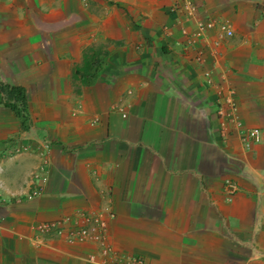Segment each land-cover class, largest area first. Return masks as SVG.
Instances as JSON below:
<instances>
[{"label":"crops","instance_id":"crops-1","mask_svg":"<svg viewBox=\"0 0 264 264\" xmlns=\"http://www.w3.org/2000/svg\"><path fill=\"white\" fill-rule=\"evenodd\" d=\"M176 1L0 0V264H91L34 228L76 209L151 264H264V0Z\"/></svg>","mask_w":264,"mask_h":264},{"label":"built area","instance_id":"built-area-1","mask_svg":"<svg viewBox=\"0 0 264 264\" xmlns=\"http://www.w3.org/2000/svg\"><path fill=\"white\" fill-rule=\"evenodd\" d=\"M194 12V7L188 5L187 15L191 16ZM197 31L203 32L204 30L215 28L219 36H230L231 30L229 25L223 21H213L208 20L204 22H197ZM227 104L230 110L231 123L235 127L239 128L240 124L236 120L235 115V103L233 100H228ZM219 115L223 113L218 110ZM226 113V112H224ZM228 113H226L227 115ZM233 120V121H232ZM240 139L242 146L244 148H249L251 145H254L260 141V131L258 128H249L245 130H240ZM264 181V173H263ZM224 190L226 198H230L237 191V186L233 181L225 180L224 181ZM35 193V192H33ZM81 220L79 222H74L66 235L64 236L67 241H91L99 245V255L100 259L96 261V264H148L144 259L140 257H134L124 254H116L112 251L110 245L106 242L105 239V221L100 213H94L92 215H86L79 213ZM61 222H49L39 225L37 228L40 231L54 230L58 234H62ZM87 259L91 262L95 261L93 255H89Z\"/></svg>","mask_w":264,"mask_h":264},{"label":"clouds","instance_id":"clouds-1","mask_svg":"<svg viewBox=\"0 0 264 264\" xmlns=\"http://www.w3.org/2000/svg\"><path fill=\"white\" fill-rule=\"evenodd\" d=\"M224 37H226V36H224ZM233 124V123H232ZM44 141V140H43ZM43 141H41L40 142V151L38 152V154L39 155H42L43 154V152L47 149V147H48V145H47V143H43ZM260 142V141H259ZM258 142V143H259ZM257 144V143H256ZM45 153V152H44ZM46 154V153H45ZM46 164H47V159L45 158V157H43L42 158V162H41V164H40V166L36 169V171L34 172V173H32V177L34 178V179H39L41 176H40V174H41V172H45L46 171ZM42 178V177H41ZM33 192H35V193H33ZM40 194V190L39 189H34V190H32L31 191V193H30V197H34V196H37V195H39ZM235 194V193H234ZM79 213H83V214H86V215H92V214H94V212H87L86 210H82V209H76V210H74V212L72 213V215L71 216H69V217H67V216H65V217H60V218H58V219H55V220H50V221H42V222H37L36 224H34V228H35V230H36V232H43V233H51V234H54V235H56V236H58V238H60L62 241H64V242H66V243H69V244H90V245H94L95 246V251H93L92 253H89L87 256H86V261L87 262H89V263H91V264H96V261H98L99 259H100V255H99V245L97 244V243H95V242H91V241H67L66 239H65V235H66V233H67V230L71 227V226H73V224H74V222H79L80 220H81V217H80V215H79ZM99 213V212H98ZM101 214V213H100ZM108 214V215H107ZM106 215H102L101 214V216L103 217V219H104V221H105V216H111L112 214L111 213H107ZM56 221H59V222H61V228H62V234H58L56 231H54V230H48V231H40L37 227L39 226V225H42V224H44V223H49V222H56ZM105 239H106V242L110 245V247H111V249H112V251L114 252V253H116V254H121V253H118L113 247H112V245L109 243V241H108V239H107V236H106V221H105ZM124 254V253H123ZM89 255H93L94 256V258H95V261L94 262H91V261H89L88 259H87V257L89 256ZM124 255H128V254H124ZM129 256H133V255H129ZM134 257H140V258H142V259H144L143 257H141V256H134ZM144 261L146 262V263H148V264H151V263H149V262H147L145 259H144ZM121 264H123V263H121Z\"/></svg>","mask_w":264,"mask_h":264},{"label":"trees","instance_id":"trees-1","mask_svg":"<svg viewBox=\"0 0 264 264\" xmlns=\"http://www.w3.org/2000/svg\"><path fill=\"white\" fill-rule=\"evenodd\" d=\"M3 95L7 100V101L5 100V102L8 104H13V103L18 104V103H22L23 101L22 89L15 85H1L0 100L1 98H3ZM12 106H14V104ZM17 115L21 118L23 117L22 112L20 110L17 111Z\"/></svg>","mask_w":264,"mask_h":264},{"label":"rangeland","instance_id":"rangeland-1","mask_svg":"<svg viewBox=\"0 0 264 264\" xmlns=\"http://www.w3.org/2000/svg\"><path fill=\"white\" fill-rule=\"evenodd\" d=\"M176 4H177L178 7L182 8V13H184V14H187L184 11H188V5L189 6L190 5L193 6L194 10H195V5H194L192 0H179V1L174 2V5H176ZM192 15H193V13H192Z\"/></svg>","mask_w":264,"mask_h":264}]
</instances>
